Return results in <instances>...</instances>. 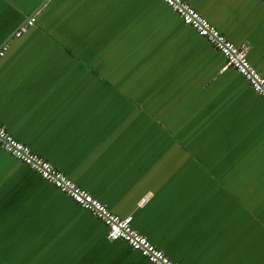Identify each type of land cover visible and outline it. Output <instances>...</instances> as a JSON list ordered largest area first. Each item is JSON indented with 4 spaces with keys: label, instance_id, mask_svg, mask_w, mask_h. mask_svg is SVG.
<instances>
[{
    "label": "crops",
    "instance_id": "1",
    "mask_svg": "<svg viewBox=\"0 0 264 264\" xmlns=\"http://www.w3.org/2000/svg\"><path fill=\"white\" fill-rule=\"evenodd\" d=\"M183 1L264 77V0ZM0 51L5 131L176 264H264V103L162 0H0ZM0 264L150 263L0 148Z\"/></svg>",
    "mask_w": 264,
    "mask_h": 264
},
{
    "label": "built area",
    "instance_id": "2",
    "mask_svg": "<svg viewBox=\"0 0 264 264\" xmlns=\"http://www.w3.org/2000/svg\"><path fill=\"white\" fill-rule=\"evenodd\" d=\"M184 25L207 40V42L224 58L221 72L231 68L239 73L264 103V77L248 60L249 45L234 44L212 26L204 17L183 0H162ZM32 20L27 24L31 25ZM19 34V33H17ZM3 52L0 51V56ZM0 148L37 173L41 179L50 183L64 193L73 203L90 212L106 227V237L110 241H123L137 251L150 264H176L161 250L152 245L144 236L132 227V217H120L108 210L106 205L92 197L86 190L57 170L28 146L15 139L0 126Z\"/></svg>",
    "mask_w": 264,
    "mask_h": 264
},
{
    "label": "water",
    "instance_id": "3",
    "mask_svg": "<svg viewBox=\"0 0 264 264\" xmlns=\"http://www.w3.org/2000/svg\"><path fill=\"white\" fill-rule=\"evenodd\" d=\"M28 20H30V19H28Z\"/></svg>",
    "mask_w": 264,
    "mask_h": 264
}]
</instances>
